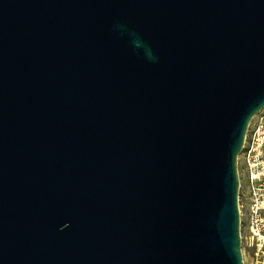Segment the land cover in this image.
<instances>
[{"label":"water","instance_id":"obj_1","mask_svg":"<svg viewBox=\"0 0 264 264\" xmlns=\"http://www.w3.org/2000/svg\"><path fill=\"white\" fill-rule=\"evenodd\" d=\"M263 109L264 0H0V264H245Z\"/></svg>","mask_w":264,"mask_h":264},{"label":"built area","instance_id":"obj_2","mask_svg":"<svg viewBox=\"0 0 264 264\" xmlns=\"http://www.w3.org/2000/svg\"><path fill=\"white\" fill-rule=\"evenodd\" d=\"M239 206L244 258L264 264V109L251 121L239 156Z\"/></svg>","mask_w":264,"mask_h":264},{"label":"rangeland","instance_id":"obj_3","mask_svg":"<svg viewBox=\"0 0 264 264\" xmlns=\"http://www.w3.org/2000/svg\"><path fill=\"white\" fill-rule=\"evenodd\" d=\"M242 251H243V249H242ZM244 262H245V264H252V262L250 261L249 258H244Z\"/></svg>","mask_w":264,"mask_h":264}]
</instances>
